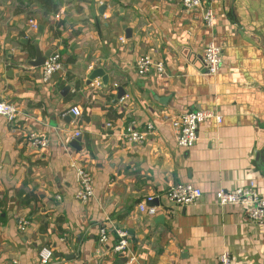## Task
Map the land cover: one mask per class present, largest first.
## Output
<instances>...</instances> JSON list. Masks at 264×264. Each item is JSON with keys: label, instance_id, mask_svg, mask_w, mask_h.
Returning <instances> with one entry per match:
<instances>
[{"label": "crops", "instance_id": "1", "mask_svg": "<svg viewBox=\"0 0 264 264\" xmlns=\"http://www.w3.org/2000/svg\"><path fill=\"white\" fill-rule=\"evenodd\" d=\"M211 7L210 29L181 0H0V100L20 112L13 125L0 116V264H39L43 246L53 251L50 264H126L113 251L116 228L128 235L132 264H217L223 249L232 264H264V221L215 201L217 189L250 182L264 196V0ZM211 41L223 53L217 74L203 66ZM35 44L61 56L49 82L28 64ZM142 55L165 73L139 76ZM94 70L107 84L88 82ZM119 87L124 103L114 101ZM73 106L78 119L69 117ZM199 109L221 122L207 120L194 146L181 150L169 119ZM129 127L144 133L141 142L128 141ZM29 131L47 146H31ZM76 167L92 177L88 204L75 198ZM178 182L202 190L196 204L167 201ZM142 203L156 214L141 213Z\"/></svg>", "mask_w": 264, "mask_h": 264}, {"label": "built area", "instance_id": "2", "mask_svg": "<svg viewBox=\"0 0 264 264\" xmlns=\"http://www.w3.org/2000/svg\"><path fill=\"white\" fill-rule=\"evenodd\" d=\"M218 0H181L182 7L189 11H197L200 18L207 28H213L215 24V13L211 7L212 3ZM29 26L37 28L34 20H29ZM123 41V38L120 39ZM221 46L214 42H208L203 50V66L209 74H217L223 64ZM136 72L143 77L150 73L161 75L165 73L164 65L161 61L155 60L149 55L140 56L135 63ZM62 69L61 56L57 50H53L45 59L41 66V75L44 82H49L53 75ZM99 85V83H96ZM127 96L124 95L118 101L124 103ZM69 112L78 119L81 111L79 107L73 106ZM17 105L7 100H0V116L3 117L10 125L16 122L19 115ZM215 119L217 123L221 122V116L211 110H190L179 113L170 117L169 121L174 132L176 146L181 150H189L194 146L198 138V130L207 120ZM147 130H151L148 125ZM129 142H141L144 133L137 132L131 127L127 130ZM81 133L78 128L73 131V138L80 137ZM26 140L34 148H43L47 146V139L35 132L26 133ZM2 164V153L0 146V167ZM76 176L78 180V189L75 194L76 200L82 204H88L93 197V185L91 175L82 167H76ZM202 196V190L191 183H175L170 186L165 193L167 201L174 206L186 207L196 204ZM153 197L145 198L146 202H153ZM215 201L218 206H238L245 214L246 218L254 224H262L264 221V196L260 195L250 182L247 186H239L233 190L223 188L215 191ZM139 211L148 215L156 214V207L146 206L144 203L139 205ZM28 222L26 220L18 221V229H26ZM118 242L113 246V251L121 256H125L126 264H132L134 256L128 253V235L125 230L115 229ZM99 242L106 244L108 242L107 230L104 225L99 228ZM53 258V251L49 246H43L38 252L39 264H50ZM217 264H232V257L228 250L223 249L217 257Z\"/></svg>", "mask_w": 264, "mask_h": 264}, {"label": "water", "instance_id": "3", "mask_svg": "<svg viewBox=\"0 0 264 264\" xmlns=\"http://www.w3.org/2000/svg\"><path fill=\"white\" fill-rule=\"evenodd\" d=\"M101 8H105V5H103ZM35 47V57L33 60H30L28 61V64L31 65L32 67H41L43 64H44V61L45 59L50 55L51 53V50L48 49L46 50L45 52H41V50L38 49V45L35 44L34 45ZM96 77H101L102 78V81L104 84H107V76H105L104 72L102 70H94L89 78H88V82H92V80ZM70 86H67V89L69 88ZM125 95V92L124 90L119 87L117 89V93H116V97H115V102H117L121 97H123ZM72 116L71 113H69V117ZM79 142H80V138L77 137V138H74L73 141H72V144L74 146H79ZM122 261L126 262V258H123Z\"/></svg>", "mask_w": 264, "mask_h": 264}]
</instances>
